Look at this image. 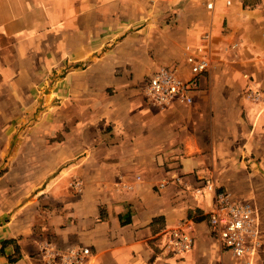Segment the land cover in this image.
Segmentation results:
<instances>
[{
	"label": "crops",
	"instance_id": "1",
	"mask_svg": "<svg viewBox=\"0 0 264 264\" xmlns=\"http://www.w3.org/2000/svg\"><path fill=\"white\" fill-rule=\"evenodd\" d=\"M205 1L0 0V264H64L45 242L90 248L84 264H264V0ZM204 31L192 102L154 106L148 76L187 79L184 46ZM216 191L255 210L252 255L212 236ZM185 219L193 246L171 254Z\"/></svg>",
	"mask_w": 264,
	"mask_h": 264
},
{
	"label": "built area",
	"instance_id": "2",
	"mask_svg": "<svg viewBox=\"0 0 264 264\" xmlns=\"http://www.w3.org/2000/svg\"><path fill=\"white\" fill-rule=\"evenodd\" d=\"M215 0H206L205 6L212 10ZM228 4L229 1H226ZM210 34L204 31L200 34L199 44L184 46L185 62L188 66L189 77L181 78L176 68L159 67L148 76L145 92L150 103L163 108L172 102L191 103L192 94L198 88L199 76L204 74L210 65L207 46ZM71 185L78 188L80 183L73 181ZM207 189L215 190L212 181L204 180ZM253 208L247 201L235 200L226 191H216V203L208 213L207 223L212 236L220 243L221 248L236 258H245L254 253L257 245L258 231L255 226ZM192 221L182 220L177 227L171 228L163 248L171 254H182L191 250L193 237L191 236ZM44 257L53 261L57 256L64 264H84L91 250L85 246L72 247L66 252H56L52 245L45 242Z\"/></svg>",
	"mask_w": 264,
	"mask_h": 264
},
{
	"label": "rangeland",
	"instance_id": "3",
	"mask_svg": "<svg viewBox=\"0 0 264 264\" xmlns=\"http://www.w3.org/2000/svg\"><path fill=\"white\" fill-rule=\"evenodd\" d=\"M78 68H84V66H78ZM71 69H73V68H70V67H67L66 68V70L65 69H63V70H61V72L58 74V75H55L54 74V72L53 73H50L45 79H46V81H47V85L46 86H43V88L40 90V92L38 93L40 96H37V92H36V89H38L37 87H36V89H35V100H36V105H35V109H36V111L35 112H47V111H49V112H51V106H53V105H56V103H58V102H56L57 100H59V99H55V100H53V97L51 98V101H50V104H49V106H47L48 104H46L45 102H43L44 100V97L46 96V95H48V94H50L51 93V90H52V87L53 86H56V82H58L59 80H57L58 78H60L61 77V79H62V77H64V72H66V71H70ZM63 81V80H62ZM45 103V104H44ZM32 120H33V118H32ZM30 123H32V122H30ZM4 171V169H0V174L2 173ZM255 214H256V212H255V210H253V215H254V217H255ZM45 221V219L43 218V216H40V217H38L37 218V220H36V225L37 226H39L41 223H43ZM256 250V249H255Z\"/></svg>",
	"mask_w": 264,
	"mask_h": 264
},
{
	"label": "trees",
	"instance_id": "4",
	"mask_svg": "<svg viewBox=\"0 0 264 264\" xmlns=\"http://www.w3.org/2000/svg\"><path fill=\"white\" fill-rule=\"evenodd\" d=\"M11 261V260H10Z\"/></svg>",
	"mask_w": 264,
	"mask_h": 264
}]
</instances>
